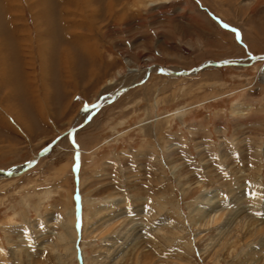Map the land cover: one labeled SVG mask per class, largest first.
<instances>
[{
	"label": "rangeland",
	"instance_id": "374dc122",
	"mask_svg": "<svg viewBox=\"0 0 264 264\" xmlns=\"http://www.w3.org/2000/svg\"><path fill=\"white\" fill-rule=\"evenodd\" d=\"M263 65L264 0H0V264H264Z\"/></svg>",
	"mask_w": 264,
	"mask_h": 264
},
{
	"label": "water",
	"instance_id": "95a60500",
	"mask_svg": "<svg viewBox=\"0 0 264 264\" xmlns=\"http://www.w3.org/2000/svg\"><path fill=\"white\" fill-rule=\"evenodd\" d=\"M228 62H217L216 64H227ZM215 64V63H214ZM203 66H205V65H203ZM203 66H201V67H203ZM200 68V67H199ZM126 88H124V89H122L121 91H124ZM121 91H119V93L121 92ZM118 92L116 93V95H111L110 96V98H102V100L104 99V101L102 102V104L101 105H104V104H106V103H109V102H111L116 96H117V94H119ZM92 108L94 107V106H91ZM99 108H97V109H94L92 112H91V114H94L97 110H98ZM76 130V128H74V129H71V130H69L68 132H72V131H75ZM62 135H59L58 137H56V139L52 142V143H50L47 147H45L43 150H42V152L40 153V154H44V153H46L51 147H52V145L56 142V141H58L59 139H60V137H61ZM36 163V160H32V161H30V162H28V163H26L25 164V167H26V169L28 168V167H31V166H33L34 164ZM24 170H21L20 172H13V171H10L9 169H3V170H0V173H4V174H6V175H17V174H20V173H22ZM80 212V209L78 208V212H77V215H78V213ZM79 224H80V221H78V231H80V228H79Z\"/></svg>",
	"mask_w": 264,
	"mask_h": 264
},
{
	"label": "bare ground",
	"instance_id": "6f19581e",
	"mask_svg": "<svg viewBox=\"0 0 264 264\" xmlns=\"http://www.w3.org/2000/svg\"><path fill=\"white\" fill-rule=\"evenodd\" d=\"M64 28V27H63ZM64 30H65V28H64ZM51 32V31H50ZM48 33V32H47ZM48 35V34H47ZM51 40V39H50ZM52 43V42H51ZM50 44V43H49ZM21 45V44H20ZM50 46V45H49ZM225 62V61H224ZM211 62H209V63H207V64H205V65H208V64H210ZM213 63H217V62H213ZM264 68V65H263V67H262V69ZM165 69L169 72V73H171V74H179V72L178 71H173V70H171V69H168V68H166L165 67ZM261 69V70H262ZM104 100H102L101 101V103L100 104H102V102H103ZM100 104H98V105H100ZM97 105V106H98ZM42 156V154H39L35 159H39L40 157ZM32 167V166H31ZM31 167H28L27 169H29V168H31ZM22 168V167H21ZM15 170V169H14ZM22 170H26V167H25V165L23 166V169ZM11 171V170H10ZM17 172H20V170L19 171H17ZM21 174V173H20ZM0 175H3V176H5V177H9L10 175H6V174H4V173H0ZM18 175V174H17ZM13 176V175H12Z\"/></svg>",
	"mask_w": 264,
	"mask_h": 264
}]
</instances>
